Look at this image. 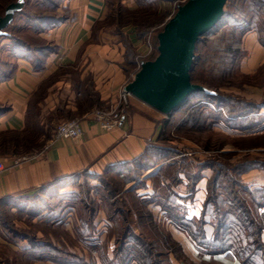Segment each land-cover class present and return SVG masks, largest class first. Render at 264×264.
Instances as JSON below:
<instances>
[{
  "label": "crops",
  "instance_id": "0c3cea01",
  "mask_svg": "<svg viewBox=\"0 0 264 264\" xmlns=\"http://www.w3.org/2000/svg\"><path fill=\"white\" fill-rule=\"evenodd\" d=\"M120 1L130 9L137 7L136 0ZM66 5L69 10L67 20L40 32L43 39L56 46L53 52L46 55L45 66L36 70L31 60L18 57L13 75L0 81V103L9 106V110L0 114V137L4 135L13 138L14 135H20L25 138L31 127L28 111L30 99L41 83L52 79L44 96L36 103L38 120L34 124L37 126L38 138L32 144H40L41 133L48 135L49 143L37 150L27 138L28 144L25 146L28 147L20 155L0 152V199H14L31 194L35 189L75 172L99 175L111 165H121L125 171L148 147L157 143L160 137L164 114L134 97L130 99L128 112L111 130H102L86 117L95 107L97 99L104 106L114 102L120 86L126 82L127 75L121 64L125 49L117 32L100 29L94 36L96 25L106 17L108 0H66ZM125 33L134 46H140V38L136 36L134 29L127 27ZM242 47L246 50V56L240 62L242 72L254 73L264 66V46L260 44L255 30L244 33ZM75 79L82 84L88 79L93 94L76 85ZM212 110L217 114L215 119H209L213 128L240 136H264L262 98L257 100L256 107L251 112L256 123L251 126L243 123L248 127L234 124L239 117L228 116L222 107L215 110L212 106ZM66 115H78L82 118V135L79 138L54 137L56 126L51 127L50 123L60 121ZM46 117L51 121L49 124L44 120ZM240 117L248 119L247 115ZM19 156L28 158L17 162ZM211 172L208 167H200L194 169L192 179L182 173L176 182H170L168 178L164 180L166 184L171 183L170 189L180 205L178 217L195 221L203 218L202 229L206 239H211L214 231L210 214L202 213ZM241 178L251 189L264 187V170L251 169L244 172ZM133 183L128 182L124 189L132 190L135 187L136 194L141 198L153 196L154 189L151 187L149 191L147 180L142 191ZM147 208L152 214L156 211L160 221L172 232L173 238L183 246L186 253L189 250L192 255L194 253L195 256L190 259L192 263L241 264L239 260L227 258L225 254H207L190 238L180 223L168 216L159 205L151 202ZM105 215L103 210H98L96 214L103 218L105 226H114L113 222L104 218ZM131 230L138 233L141 228L131 225ZM22 240L21 249L27 250L29 243ZM2 242L6 243L0 240V244ZM169 255L170 264H186L174 258L171 253ZM130 264H136L135 260H130Z\"/></svg>",
  "mask_w": 264,
  "mask_h": 264
},
{
  "label": "rangeland",
  "instance_id": "374dc122",
  "mask_svg": "<svg viewBox=\"0 0 264 264\" xmlns=\"http://www.w3.org/2000/svg\"><path fill=\"white\" fill-rule=\"evenodd\" d=\"M169 1L170 2H166L165 0H147L140 6L137 4V7L134 9V11L122 14L120 26L117 24L115 12V8L117 6L116 2H114L108 7L106 14V16L108 15L107 19L96 25L97 31H95L94 36L97 32H99L100 29L106 30L108 32L119 33L120 39L125 49L124 60L122 63L125 62V55L128 54L126 41H130L132 44L131 50L133 52L132 60L134 65H131V68L130 66L125 65L126 68L130 69V71L128 74H126L127 80L122 85H125L128 82L129 77H133L142 60H147L154 54L155 46H157V33L162 29L164 23L173 15L177 6L185 0ZM19 21L20 16L16 17L15 19L16 23H20ZM127 27L134 29L135 34H137V30L139 29L144 32V35L139 37L141 41L140 46H134L133 42L127 38V34L125 33V29ZM16 28L17 25L15 24L14 26H11L8 31L14 35H20V30L15 31ZM21 33L23 34L22 36L30 39L31 42L35 40V37L31 34V32L22 31ZM228 34L229 33L226 30L225 32L217 35L213 42L214 45L216 44L215 46L220 47L219 49H221L224 45L222 38H228ZM95 38H97V36ZM5 42V39L3 40L0 38V44ZM242 48L245 51V55L240 59V62L246 56V50L244 47ZM215 54L217 55L210 58L207 64L217 67L224 54L221 51H217ZM127 56V59H131L129 55ZM11 59L12 58L8 54L7 46H2V48H0V72L2 69L5 70L8 68L7 66L11 65L9 64L12 63ZM240 62L238 67L239 71L238 69L234 70L232 72L234 73L232 76L231 74H226L225 76L227 78L225 77L223 79L225 84H220L217 91L221 94V99L234 97L235 99H240L237 100L240 102L242 99V109H244L243 111H246V115L249 119L252 116V109L256 107L257 100L262 98V101H264V66L254 73H244L240 70ZM216 76V78L219 80L222 79L220 74H217ZM75 80L76 85L78 84V86H82V89H85L90 93L88 90V79H86L83 84L81 82L79 83L77 79ZM39 96L40 95L36 97V101L40 99ZM92 98L93 97L91 96V99ZM130 99L131 98H129L128 106L124 111V115L130 108ZM228 102L232 103L230 100H228ZM110 104L104 107H107ZM94 106L93 109L103 108L98 104ZM186 106L172 117L166 131L163 134L162 140L155 143V147L152 148V150H150L146 156L138 159L131 169L125 170L121 172V174H107L106 176L101 175L97 178L95 176H81L78 184L70 185L69 187L62 190L64 191L62 192L63 195L59 194L58 196H50L40 193L38 196L36 195V197H18L14 199L10 198L11 200L7 202L0 201V240L8 243L6 244L2 242L3 244H0V264H130V260H135L136 264H142L144 261L141 262V260L143 259H129L130 257H127L129 254L132 257L137 248H141L139 245H136L137 248H133L132 244H130L126 246L125 250H120V252L117 251L118 254L116 253L115 239L121 234L119 230L123 229L120 226H125V223L123 224L121 221V216L117 217V224H114V226L110 225L109 227L105 226L102 217L95 216L93 220V226L88 233L84 232L83 228L77 227L79 225L78 218L80 216L85 217L89 214L90 209H96V207L99 208L98 210H103L105 214L107 212L109 213V206L113 198L116 200H121V202L126 198L128 201H130V194H126V190L122 188L125 187L130 181L134 182L133 184H135L136 188L139 187L141 188L140 191H142L143 185L147 180L149 183V191L152 187V189H155L156 191H154V194L157 193L158 196L160 194L163 195V193L165 194V191L160 188L161 177L167 179L169 175L173 174V170L179 167L175 166L173 169L168 166L165 167L166 163L168 162H182L184 158H187L186 162H188V164H184L182 169L178 168L180 169V176L185 172L193 173L194 169L197 167V160L203 162L211 161L212 163L218 165L221 164V166L228 169L231 167V165L233 167L239 162L244 161L246 158L249 160L255 159L264 161V136H240L236 134H228L225 131L213 128L212 123H210L211 116L208 115L206 110H202L204 111L203 114L200 113L202 121H200L199 126L196 123L191 125V123L188 121L184 123L187 118L185 115L189 109V107L187 108ZM223 109L225 110L224 107ZM92 110L86 114L87 118L90 117ZM226 114L228 115V113ZM73 119L82 120V118L78 115L64 118L53 123H50L51 121L49 122L48 117H46L44 120L48 124L50 123L51 127H57L60 122ZM37 120L38 114L32 112L30 115L31 127L26 133L27 137L24 138L20 135H14V137H17V141H19V143L12 142L10 138L11 136H1L0 152L8 151L10 153L20 155V152L28 147L25 146L28 144L26 142L27 138H29V142H31V144L38 138L37 126L34 124ZM249 120H251V122L248 123L249 125L256 123L254 119ZM48 140V135H43L41 133L40 144L37 145L35 143L32 145H34L35 149L38 150L39 148L47 146L49 143ZM156 147L161 148L157 150ZM18 158H20V156ZM154 162H157V165L159 166L155 165L146 169L147 165H151ZM160 165L161 167L163 166L165 168H163L162 173L159 172L156 174L158 171L157 167H160ZM210 169L212 170V168ZM221 172L224 173L223 169ZM223 175L224 176H222V178L226 180L228 186H231L233 181L229 182L228 179L231 178L233 180L235 174L229 170L228 176L227 174ZM106 184L108 188L106 187ZM130 185L131 183L128 184L126 188ZM232 188H234L236 193H238L241 197L249 199L248 194H245L239 187L233 185ZM223 197L222 200L219 201V205L222 207V209H227V200H225ZM248 203L251 207L252 203L250 200H248ZM68 205H70V207H68ZM83 206L88 207L82 208ZM66 209L68 210L66 214H60ZM144 209H142L143 213H145ZM69 212H72V215H68ZM153 212V219L151 220V223H153L152 225L148 223L149 220L145 214L141 217V225H139L138 220H133V222L130 223L131 225L141 228L139 232L145 236L146 241L148 240L150 243L153 242V248L155 251L163 253L161 255L162 259H157L159 260L160 264H168V258L171 256L169 254L171 253L174 258H176V255L174 252H172V250L171 252H168L164 249L165 241L163 237H165L166 234H170L172 236V232H170L166 225L160 221L161 219L158 217L156 211ZM252 213L255 218H257V220L263 222L264 224V217L263 219H258L257 217V215L260 213H258L256 210H252ZM59 214L60 216L56 217ZM106 215L104 218L107 219ZM56 219L57 221L61 220V224L58 225ZM136 234L138 235V233ZM23 236L30 237L25 239L27 243H29L34 236L36 237V243L39 242V244H43L46 242V240L52 241V243L57 246L63 244L67 248L66 254L58 255V259H52L48 255L53 252H51V250H47V248L43 246L37 247V252L35 255L31 253L32 251H29V249L22 250ZM262 237L264 241V230ZM141 239L145 241L143 237ZM129 241L131 242L132 239H129ZM180 246L181 250H179V252L181 254V258L179 260H182L186 264H195L190 261V259H192L191 256H193L194 253L191 251L193 253L192 255L189 252L190 250L188 253H186L183 246ZM128 251H130L129 254ZM227 258L231 257L227 256ZM204 264L220 263L209 262Z\"/></svg>",
  "mask_w": 264,
  "mask_h": 264
},
{
  "label": "trees",
  "instance_id": "16d2710c",
  "mask_svg": "<svg viewBox=\"0 0 264 264\" xmlns=\"http://www.w3.org/2000/svg\"><path fill=\"white\" fill-rule=\"evenodd\" d=\"M12 1L15 0H0V15L3 14L5 6ZM145 1L147 0H136L138 6H140ZM114 2H116L117 6L115 8L117 24L120 26V23L122 21V14L130 13L131 11H134V9L127 8L121 3L120 0H108V7L111 6ZM68 12L69 10L66 5V0H25L23 8L14 14L13 21L5 28L6 33L4 35H0V38L6 40L5 43L0 44V48H2V46H7L8 54L12 58V63H9L11 65L7 66L8 68L6 67L7 69L5 70L2 69V71L0 72V81L8 79L13 75L16 68V60L18 57H23L31 60L33 68L36 70L42 69L45 66L46 55L53 52L56 49V46L51 42L43 39L40 36V32L56 24H60L61 22L66 21L68 18ZM18 16H20V23L15 22V19ZM107 16L102 21L106 20ZM102 21H99L98 24ZM15 24L17 25L15 31L20 30V35H14L13 33L8 31V29ZM251 29L257 32L258 40L260 44L264 46V0H227L224 6L223 16L215 23V25L211 29H209L198 38L194 49L192 65L190 68L191 81L193 83H197L206 87L207 89L211 90L212 93L206 94L202 91L193 92L187 97L184 103L179 105L176 109L172 110L168 114L164 115V117L162 118V131L158 142L162 140L163 134L166 131L172 117L175 116V114L186 105V107H189V109L187 110V114L185 115L187 116V118L184 123L188 121L191 123V125H194L196 123L199 126L200 121H202L200 113L203 114L205 110L206 112H208V115L211 116V119H215L217 117V114L212 110V106H214L215 110L220 107H224L226 113H228V116L239 117V119H236V122H234V124L238 126H244L243 123L245 122L248 124L249 122H251V120L249 119L255 120V116H251L249 119H242L240 117L246 115V111H243L244 109H242V99L241 102L237 101L240 99H235L234 97L221 99V94L217 91L220 84H225L223 79L226 77V74H231L232 76L234 74L232 73L234 70L238 69L239 71L238 67L240 59L245 55V51L241 47V39L244 33ZM226 30L229 33L228 38H222V42H224V45L221 49H219L220 47L215 46L216 44L214 45L213 42L217 35L225 32ZM22 31L31 32V34L35 37V40L31 42L30 39L22 36ZM143 35L144 32L141 29L137 30V37H142ZM126 43L128 54L125 55V64L122 63V68L125 73L128 74L130 69L126 68L125 65H128L131 68V65L133 66L134 62L132 60V44L130 43V41H126ZM217 51H221L224 54L218 66L214 67L211 64H207L210 58L217 55L215 54ZM127 55H129L131 59H127ZM156 55L157 50L155 46V52L149 59H153ZM217 74H220V76H222V79L219 80L218 78H216ZM130 80L131 78L129 77L128 81ZM50 81L51 80L48 79L41 83L38 87V91L30 99L28 107L29 115H31L32 112L38 114L36 97L38 95H40L39 98L44 96L46 87L48 86ZM88 90L91 94H93L90 82ZM228 100H230L232 103L228 102ZM96 104L104 107V105L99 102L98 99L95 105ZM7 110H9V106L0 103V114L6 112ZM69 117L71 116L66 115V118ZM224 118L226 120L228 119L227 117ZM12 137V142L19 143V141H17V137ZM154 147V144L148 147L144 153H142L137 159L132 162V165H130L127 170L131 169L134 163L138 161V159L146 156V154ZM160 148L161 147H156L157 150ZM186 160L187 158H184L183 161H180L179 163L177 161L168 162L166 163L165 167L168 166L173 169L175 166H179L178 168L182 169V166H184V164H188ZM196 163V168L208 167L212 168L213 170L208 180L207 196L204 201L202 210V213L204 212L210 214L211 221L214 227L212 238L206 239L204 236V232L202 229L203 218L195 221L188 220L183 217H178V210L180 205H178V203L176 202L175 193H173L170 189V182H176L179 179L180 169L177 168L174 169L175 171L173 170L172 175L168 176V179L170 180L168 184L164 183L165 179L161 177L160 184H162L160 185V188L165 191V194H160L162 195V198L159 197L160 195L158 196L157 193L153 194V196L150 198H141L140 196L135 194L134 187V189L132 190H126V194H130V201H128L127 198L122 202L121 200H116L114 198L112 199L108 210L109 213H106L107 219L111 223L113 222V224H117V217L121 216L122 223H125V226H120L123 229L119 230L121 234L118 235L115 239L116 253L117 251L120 252V250H125L126 246L130 244H132L133 248H135L136 245H139L141 248L138 249L136 247L137 250L132 257L129 254L130 251H128L129 255L127 256L126 254V256L130 257L129 259H143L141 260V262L144 261L142 262V264H160L159 260L157 259H162L161 255L163 253L155 251L153 248V242L150 243V241H146L145 236H143L141 232H138L137 235L131 230V223L133 222V220H138L139 225H141L142 222H140V220L142 215L144 214L149 220L148 223H150L151 225L153 224L151 223L153 214L147 208L148 204L152 202L159 205L168 216L170 215L172 219L180 223L179 225L182 226L184 230H186L187 234L190 236V238H192V240L195 241L197 245L203 248L204 252L211 255L225 254L226 256H230L233 259H238L242 264H264V241L262 237L264 224L263 222L257 220V218H255L252 213V210H256L258 213H260L257 215L258 219H263L264 217V187L251 189L242 181L241 178V175L244 172H247L251 169H264V161L255 159L249 160L246 158L244 159V161L239 162L233 167L231 165L229 169L221 166V164L218 165L212 163L211 161L203 162L197 160ZM155 165H157V162L145 166L147 169ZM122 167L123 166L121 165H111L99 175H90L84 173L83 171L75 172L54 180L47 185L39 187L35 189L31 194L22 195L20 197L31 198L36 197V195L38 196V194L40 193L43 195L51 194L50 196H58L59 194L63 195L62 192L64 191L62 190L69 187L70 185L78 184L81 176H95L97 178L101 175L106 176L107 174H121V172H123ZM165 167H158V171L156 174H158L159 172L162 173V170ZM222 169L224 173L221 172ZM229 170H231L235 174L233 180L231 178L228 179L229 182L233 181L231 186H228L226 180L222 178V176H224L223 174H227L228 176ZM184 174L187 176V178H191L193 176L190 172H185ZM233 185L239 187L245 194H248L249 199L243 198L238 193H236V190L232 188ZM57 187L59 191L56 189ZM106 187L108 188L107 184ZM122 188L124 189V187ZM50 191L51 193H49ZM222 197L227 200V209H222V207H220L219 205V201L222 200ZM10 198L11 197H4L0 199V201L7 202L11 200ZM248 200L251 201V207L253 208L249 206ZM68 207H70V205H68ZM87 207L88 206H83L82 208ZM98 209L99 208L97 207L96 209H90L88 215H86L85 217L80 216L78 218L79 225L77 227L83 228L84 232L88 233L93 226V220ZM142 209H144L145 213H143ZM67 212L68 210L66 209L63 213L60 214L64 215ZM60 214L56 217H59ZM57 223L58 225L61 224V220ZM142 237L145 241L141 239ZM27 238L30 237L23 236V239ZM35 238L36 237L33 236V239L29 242L30 247L28 248L29 251H32L31 253H33L34 255L36 254L37 247L39 246H43L46 247L47 250H51V252L53 253L49 254L48 256L52 259H58V255L66 254L67 248L65 245L61 244L60 246H57L54 245L50 240H46V242H44L43 244H39V242L36 243ZM129 239H132V241L130 242ZM163 239L165 241L164 249L168 252H171L172 250V252H174V254L176 255L175 257L180 259V244L176 242L170 234H166Z\"/></svg>",
  "mask_w": 264,
  "mask_h": 264
},
{
  "label": "water",
  "instance_id": "95a60500",
  "mask_svg": "<svg viewBox=\"0 0 264 264\" xmlns=\"http://www.w3.org/2000/svg\"><path fill=\"white\" fill-rule=\"evenodd\" d=\"M227 0H185L157 33V55L142 60L124 89L134 98L166 115L193 92L212 93L193 83L190 68L198 38L223 16ZM25 0L8 3L0 15V35L13 21Z\"/></svg>",
  "mask_w": 264,
  "mask_h": 264
},
{
  "label": "built area",
  "instance_id": "2783aa9c",
  "mask_svg": "<svg viewBox=\"0 0 264 264\" xmlns=\"http://www.w3.org/2000/svg\"><path fill=\"white\" fill-rule=\"evenodd\" d=\"M125 85L120 86L115 102L107 107L93 109L90 119L93 120L102 130H111L116 127L120 119L124 116V111L128 106L129 98L133 97L124 89ZM82 135V120H67L60 122L55 128L54 137L61 139H77ZM22 156L17 162L27 159Z\"/></svg>",
  "mask_w": 264,
  "mask_h": 264
},
{
  "label": "bare ground",
  "instance_id": "6f19581e",
  "mask_svg": "<svg viewBox=\"0 0 264 264\" xmlns=\"http://www.w3.org/2000/svg\"><path fill=\"white\" fill-rule=\"evenodd\" d=\"M91 177V176H90ZM72 181V180H71ZM62 186V185H61ZM64 187V186H63ZM57 190H58V187L56 188ZM56 189H54V190H56ZM62 189V188H61ZM59 191V190H58ZM49 193H51V191L49 192ZM59 193V192H58ZM51 195V194H50Z\"/></svg>",
  "mask_w": 264,
  "mask_h": 264
}]
</instances>
